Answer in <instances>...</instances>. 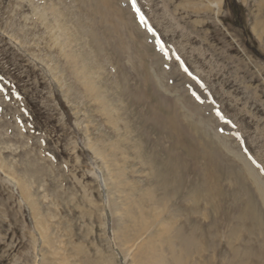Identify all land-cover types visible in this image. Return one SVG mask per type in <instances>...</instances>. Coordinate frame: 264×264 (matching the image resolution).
Returning <instances> with one entry per match:
<instances>
[{"label":"rangeland","instance_id":"rangeland-1","mask_svg":"<svg viewBox=\"0 0 264 264\" xmlns=\"http://www.w3.org/2000/svg\"><path fill=\"white\" fill-rule=\"evenodd\" d=\"M0 264H264V0H0Z\"/></svg>","mask_w":264,"mask_h":264},{"label":"bare ground","instance_id":"bare-ground-1","mask_svg":"<svg viewBox=\"0 0 264 264\" xmlns=\"http://www.w3.org/2000/svg\"><path fill=\"white\" fill-rule=\"evenodd\" d=\"M170 123V122H169ZM175 123V122H174ZM171 125V124H170ZM164 231L167 233V228L165 229L164 228ZM165 233V234H166ZM162 237V236H161ZM188 240H190V242H192L193 241V247L195 246V244H196V242H195V240H196V238L193 236V237H191V233H189V236H188V238H187ZM168 247H169V245H167ZM153 248V247H152ZM189 249V248H188ZM185 254H186V251H183ZM180 255H182V254H180ZM180 258V257H179Z\"/></svg>","mask_w":264,"mask_h":264},{"label":"snow or ice","instance_id":"snow-or-ice-1","mask_svg":"<svg viewBox=\"0 0 264 264\" xmlns=\"http://www.w3.org/2000/svg\"><path fill=\"white\" fill-rule=\"evenodd\" d=\"M143 18V17H142Z\"/></svg>","mask_w":264,"mask_h":264}]
</instances>
